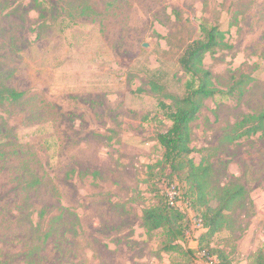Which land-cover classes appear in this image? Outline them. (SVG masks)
I'll return each instance as SVG.
<instances>
[{"label": "rangeland", "instance_id": "1", "mask_svg": "<svg viewBox=\"0 0 264 264\" xmlns=\"http://www.w3.org/2000/svg\"><path fill=\"white\" fill-rule=\"evenodd\" d=\"M202 25L218 26L230 48L205 58L220 94L191 125L193 158L212 166L211 190L236 182L248 192L208 249L254 264L264 131L227 137L264 110V0H0V83L26 94L0 107L2 264L184 263L163 251L161 231L147 232L143 211L168 170L150 166L164 156L168 97L185 92L179 58ZM170 182L159 185L187 199L189 186ZM178 204L194 264H216L198 246L195 213Z\"/></svg>", "mask_w": 264, "mask_h": 264}, {"label": "trees", "instance_id": "2", "mask_svg": "<svg viewBox=\"0 0 264 264\" xmlns=\"http://www.w3.org/2000/svg\"><path fill=\"white\" fill-rule=\"evenodd\" d=\"M229 48L226 33L218 26L207 25H202L201 37L185 48L179 58V65L186 75L185 92L182 96L168 97L172 101V111L168 114L171 127L158 137L165 150L164 156L162 161L150 166L152 169L163 165V172L168 169V173L165 172L159 178L157 186L152 190L158 201L143 211V226L148 233L161 231L163 251L177 254L184 260L183 264H194L196 252L188 245L190 216L177 203H185L187 210L194 212L196 218L203 223L204 232L198 239L200 250L206 251L208 256H215L216 264H233L230 255L225 251L208 248L211 238L229 226L230 213L248 198L246 188L236 182L211 190L212 166L205 162L197 164L193 158L195 150L191 146L192 123L197 120L205 101L220 94L211 71L205 67V58L220 49ZM25 96V92L0 83V107L19 104ZM162 106L167 107L164 103ZM263 131L264 110L245 115L234 125L227 139L232 143ZM175 176L189 186L185 194L187 199L182 200L180 195L172 201L168 191L160 187V182L166 183L167 188L172 187L173 183H167V179L171 180ZM254 264H264V250L257 253Z\"/></svg>", "mask_w": 264, "mask_h": 264}, {"label": "built area", "instance_id": "3", "mask_svg": "<svg viewBox=\"0 0 264 264\" xmlns=\"http://www.w3.org/2000/svg\"><path fill=\"white\" fill-rule=\"evenodd\" d=\"M168 195H169V197H170V199L172 201L175 200L174 198H172V196H171V194L169 192H168ZM177 205L180 206L178 203H177ZM194 221H195V224H196L197 227H199L200 229H204L203 228V223H202V221L200 219L195 218Z\"/></svg>", "mask_w": 264, "mask_h": 264}]
</instances>
